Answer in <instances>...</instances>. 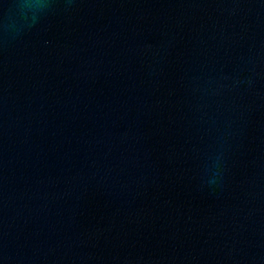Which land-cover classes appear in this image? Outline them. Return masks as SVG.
<instances>
[{
	"label": "water",
	"instance_id": "water-1",
	"mask_svg": "<svg viewBox=\"0 0 264 264\" xmlns=\"http://www.w3.org/2000/svg\"><path fill=\"white\" fill-rule=\"evenodd\" d=\"M0 264H264V0H0Z\"/></svg>",
	"mask_w": 264,
	"mask_h": 264
}]
</instances>
